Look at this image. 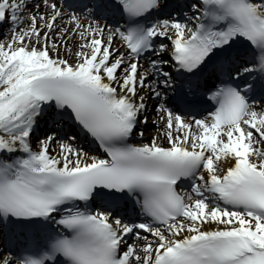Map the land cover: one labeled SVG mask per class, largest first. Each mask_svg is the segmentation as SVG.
I'll return each mask as SVG.
<instances>
[{"label": "snow or ice", "instance_id": "snow-or-ice-1", "mask_svg": "<svg viewBox=\"0 0 264 264\" xmlns=\"http://www.w3.org/2000/svg\"><path fill=\"white\" fill-rule=\"evenodd\" d=\"M92 3L128 24L0 0V225L46 238L0 264H264V102L245 94L264 93V0L148 25L163 0ZM241 37L256 62L235 71Z\"/></svg>", "mask_w": 264, "mask_h": 264}, {"label": "bare ground", "instance_id": "bare-ground-1", "mask_svg": "<svg viewBox=\"0 0 264 264\" xmlns=\"http://www.w3.org/2000/svg\"><path fill=\"white\" fill-rule=\"evenodd\" d=\"M80 42H82V40H81V37H79V36L75 37L74 40L70 41V43L73 44V45H76V44H78ZM61 43H62V41H61Z\"/></svg>", "mask_w": 264, "mask_h": 264}]
</instances>
